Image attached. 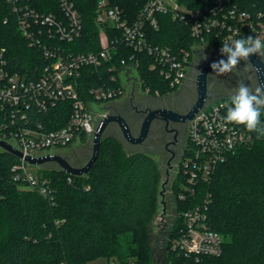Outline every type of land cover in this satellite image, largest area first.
Returning <instances> with one entry per match:
<instances>
[{
    "label": "trees",
    "instance_id": "obj_1",
    "mask_svg": "<svg viewBox=\"0 0 264 264\" xmlns=\"http://www.w3.org/2000/svg\"><path fill=\"white\" fill-rule=\"evenodd\" d=\"M83 20V34L72 43H57L72 53L101 49L94 16L99 0H73ZM126 13L129 20L142 11L144 0H108ZM218 0H179L190 10L209 14ZM224 9L236 6L255 17L264 13V0H222ZM29 4L40 12L58 13L59 0H0V55L11 73L27 81L38 80L52 59L43 47L32 46L19 27L14 4ZM159 29L147 27L155 47L192 51L203 41L192 34L193 18L174 19L171 13L157 15ZM219 29L205 36L218 52ZM138 63L143 88L150 94L169 95L172 87L158 69L155 58L138 53L125 43L117 46L111 61L100 68L85 67L79 80L82 99L91 89L118 87L122 61ZM228 100L230 99H222ZM72 103L63 101L48 113L32 112L48 130L63 127ZM264 122V114L261 116ZM242 146L220 164L211 179L199 181L194 193L184 189L185 177L177 175L172 185L178 206L176 221L167 242L163 264H264V138ZM20 158L0 150V264H88L101 258L128 264H155L150 254V223L157 208L160 169L150 155L126 153L114 137L103 138L99 158L86 176H71L59 169H41L39 178L49 181L55 202L39 193L20 190L13 168ZM181 194H186L183 200ZM207 206V225L223 239L220 256L188 255L173 248L184 227L182 212Z\"/></svg>",
    "mask_w": 264,
    "mask_h": 264
},
{
    "label": "built area",
    "instance_id": "obj_2",
    "mask_svg": "<svg viewBox=\"0 0 264 264\" xmlns=\"http://www.w3.org/2000/svg\"><path fill=\"white\" fill-rule=\"evenodd\" d=\"M11 1V0H7ZM18 1V0H17ZM18 27L32 46L43 47L45 56L52 61L44 67L38 80L27 81L7 69L0 55V140L12 145L23 154L13 168V180L20 190L39 193L55 202V191L49 181L41 179L29 167L26 157L40 158L54 155L52 150L66 149L84 135L93 138L102 121L110 115L108 107L131 94L150 93L143 88L138 63H121L118 87L101 86L91 89L89 99H82L79 80L85 67L100 68L111 61L117 46L125 43L138 53L154 56L151 70L158 69L172 87H181L191 68L193 53L186 49L176 52L170 47H155L147 37V27L159 29L158 14L171 13L174 19L193 18L192 34L209 44L205 36L219 29L221 43L217 54L222 58V42L249 35L264 40V15L239 11L236 6L224 9L223 1L214 3L209 14L190 10L179 0H144L142 11L129 20L126 13L108 0H99L94 21L98 29L101 49L90 53H72L57 43H72L83 34V20L73 0H59L58 13L40 12L29 4L13 6ZM263 13V12H262ZM201 45V46H202ZM159 95V94H156ZM63 101L72 103L68 122L61 128L48 130L32 112L48 113ZM228 100L206 103L189 121L187 144L176 169V176L185 177L184 189L194 193L199 181L211 179L217 167L242 146L251 145L254 136L243 126L227 123ZM1 151H5L0 148ZM186 194L180 198L185 199ZM184 227L173 243L174 249L195 256H220L223 237L207 225V206L198 205L182 212ZM113 264H123L113 261ZM128 264H134L133 262Z\"/></svg>",
    "mask_w": 264,
    "mask_h": 264
},
{
    "label": "rangeland",
    "instance_id": "obj_3",
    "mask_svg": "<svg viewBox=\"0 0 264 264\" xmlns=\"http://www.w3.org/2000/svg\"><path fill=\"white\" fill-rule=\"evenodd\" d=\"M213 47L210 44H204L195 48L193 53V63L189 69L187 78L183 82L180 88L165 95V99H162L160 103L147 102V105L151 103L152 106L168 105L174 106L173 101L177 104H194L197 100L196 80L201 69L208 63L214 60L221 59ZM206 57V59H205ZM264 62V58H261ZM243 80L245 83L252 87L257 84L256 74L253 68H246L245 62L241 61L237 69H234L231 73L223 75H217L213 71L209 73L207 78L208 94L210 99L206 103L219 101L222 99H230L234 93L235 88L239 81ZM129 95L123 99L116 101L113 105V110L120 112L122 107L127 103ZM126 99V100H125ZM174 99V100H173ZM155 104V105H153ZM191 104V105H192ZM182 106L181 108H184ZM179 108V107H178ZM179 108V109H181ZM120 114V113H119ZM121 115V114H120ZM122 116V115H121ZM124 116V115H123ZM127 122L132 126V129H138V119L132 117V115H126ZM157 127H152V132L147 140L142 145H130L123 138L121 131L116 124H110L104 134L106 137L117 138L126 153L143 152L150 155L157 162L160 169V189L157 199L156 213L152 222L150 223V254L155 264H163L166 258L167 242L171 232V228L176 221L178 206L173 199L172 185L176 179V169H178L183 152H180L178 157L173 163V169L170 177H167V153L165 152L164 143L160 141L157 136ZM93 150V138H89L88 135L82 136L75 143L66 149L52 150L53 153L58 154L66 158L70 164L74 167L85 166L92 156ZM29 169L34 173H38L41 169H59L60 166L56 163H48L43 166L32 165ZM88 264H113V261H107L106 259H99L95 262H89Z\"/></svg>",
    "mask_w": 264,
    "mask_h": 264
},
{
    "label": "water",
    "instance_id": "obj_4",
    "mask_svg": "<svg viewBox=\"0 0 264 264\" xmlns=\"http://www.w3.org/2000/svg\"><path fill=\"white\" fill-rule=\"evenodd\" d=\"M221 59H226V56L222 57ZM218 60L219 59L214 60L213 62ZM249 62L251 63V65L260 68L259 74H257L255 70L254 71L256 74L257 82L264 84L263 60L257 55H252L249 58ZM211 63L205 65L198 74L196 80L197 100L193 105L192 109L190 110V112L186 116H180L177 113L164 109L151 111L148 114V116L144 119L140 129V134L136 137L133 135L129 123L123 116L118 114H110L102 121L96 133L94 134L92 156L85 166L74 167L70 164V162L66 158L58 154L46 155L40 158L26 157L27 162L35 166H43L44 164H48V163H56L60 166L61 170L66 172L68 175L86 176L91 172V170L94 167V164L99 158L104 134L110 124L118 125L125 141L131 145L137 146V145H142L145 142V140L149 135L152 122L155 119L163 118L164 120L172 119L174 121H182V122L191 121L196 116V114L205 106L206 102L210 99V96L208 94L207 78L209 73L212 72V69L210 67ZM0 148L4 149L5 151L9 152L10 154L14 155L17 158L23 157V154L20 151L15 149L12 145L1 140H0Z\"/></svg>",
    "mask_w": 264,
    "mask_h": 264
},
{
    "label": "clouds",
    "instance_id": "obj_5",
    "mask_svg": "<svg viewBox=\"0 0 264 264\" xmlns=\"http://www.w3.org/2000/svg\"><path fill=\"white\" fill-rule=\"evenodd\" d=\"M258 15H264V13H258ZM220 53L226 56V59H219L210 65L217 75L233 72L241 61L245 62L246 68H254L259 74L260 68L251 65L249 58L252 55L264 58V40L251 35L230 39L222 42ZM262 114H264V84L258 82L255 87H252L243 80L239 81L230 97V104L227 105L223 119L227 123L243 126L248 132L256 133L257 139H261L264 138Z\"/></svg>",
    "mask_w": 264,
    "mask_h": 264
},
{
    "label": "flooded vegetation",
    "instance_id": "obj_6",
    "mask_svg": "<svg viewBox=\"0 0 264 264\" xmlns=\"http://www.w3.org/2000/svg\"><path fill=\"white\" fill-rule=\"evenodd\" d=\"M217 55V53H215ZM193 63V60H192ZM192 65V64H191ZM258 83V82H257ZM128 97L127 103L122 107L120 112H117L113 110L114 107L111 108L110 114H118V115H124L125 118L126 115H132V117H135L138 119V129H132V126H130L132 133L134 136H138L140 134V129L142 126V123L144 119L148 116V114L151 111L164 109L169 110L174 113H177L180 116H186L190 110L192 109L193 105L195 104H177L175 101H173L174 106H152L151 103H160L162 102V99H165L164 96L160 95H153L150 93H140V94H131ZM123 99V98H122ZM126 100V99H125ZM174 100V99H173ZM147 102H151L149 105H147ZM115 103V102H114ZM114 103L112 105H114ZM155 105V104H153ZM115 106V105H114ZM182 106H185L184 108H181ZM181 109H179V108ZM120 113V114H119ZM126 119V118H125ZM130 125V124H129ZM188 125L189 121L182 122V121H174L172 119L164 120L163 118L155 119L152 122L149 135L152 132V127L155 126L158 129L157 136L164 143L165 152L167 153V177L171 175V171L173 169V163L175 159L178 157L180 152H183L186 144H187V138H188ZM148 135V137H149ZM147 137V138H148ZM147 140V139H146ZM145 140V141H146ZM144 144V143H143ZM131 145V144H130Z\"/></svg>",
    "mask_w": 264,
    "mask_h": 264
},
{
    "label": "crops",
    "instance_id": "obj_7",
    "mask_svg": "<svg viewBox=\"0 0 264 264\" xmlns=\"http://www.w3.org/2000/svg\"><path fill=\"white\" fill-rule=\"evenodd\" d=\"M112 107H113V105L111 104V105L108 107V110H111Z\"/></svg>",
    "mask_w": 264,
    "mask_h": 264
}]
</instances>
